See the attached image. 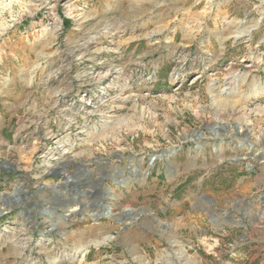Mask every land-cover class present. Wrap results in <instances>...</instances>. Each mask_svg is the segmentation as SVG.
<instances>
[{
    "label": "rangeland",
    "instance_id": "1",
    "mask_svg": "<svg viewBox=\"0 0 264 264\" xmlns=\"http://www.w3.org/2000/svg\"><path fill=\"white\" fill-rule=\"evenodd\" d=\"M0 264H264V0H0Z\"/></svg>",
    "mask_w": 264,
    "mask_h": 264
},
{
    "label": "water",
    "instance_id": "2",
    "mask_svg": "<svg viewBox=\"0 0 264 264\" xmlns=\"http://www.w3.org/2000/svg\"><path fill=\"white\" fill-rule=\"evenodd\" d=\"M108 207H109V206L106 205V206H105V209H108ZM130 211H131V210H125L126 213H128V212H130ZM100 216H101V214H100Z\"/></svg>",
    "mask_w": 264,
    "mask_h": 264
},
{
    "label": "bare ground",
    "instance_id": "3",
    "mask_svg": "<svg viewBox=\"0 0 264 264\" xmlns=\"http://www.w3.org/2000/svg\"><path fill=\"white\" fill-rule=\"evenodd\" d=\"M254 161V160H253ZM75 200H77V199H75ZM110 208H108V210H109Z\"/></svg>",
    "mask_w": 264,
    "mask_h": 264
}]
</instances>
